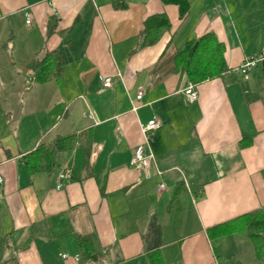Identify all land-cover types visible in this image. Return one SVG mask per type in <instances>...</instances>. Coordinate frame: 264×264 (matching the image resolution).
<instances>
[{
  "label": "crops",
  "instance_id": "1",
  "mask_svg": "<svg viewBox=\"0 0 264 264\" xmlns=\"http://www.w3.org/2000/svg\"><path fill=\"white\" fill-rule=\"evenodd\" d=\"M188 1L182 21L162 0H0V264H259L237 234L264 211V64L249 80L236 69L264 52V0ZM154 15L171 27L142 48ZM209 33L228 69L195 84L180 56ZM47 52L63 77L34 84L28 64ZM82 133L50 173L28 172V154ZM140 145L149 179L131 165Z\"/></svg>",
  "mask_w": 264,
  "mask_h": 264
},
{
  "label": "trees",
  "instance_id": "2",
  "mask_svg": "<svg viewBox=\"0 0 264 264\" xmlns=\"http://www.w3.org/2000/svg\"><path fill=\"white\" fill-rule=\"evenodd\" d=\"M162 1L164 4L177 5L180 9L182 21L190 12V2L188 0ZM169 25L170 22L166 15L149 17L145 21L144 30L140 35L141 47L154 45L163 33L171 27ZM49 31H52L51 27ZM180 57L185 66L188 80L195 84L221 76L228 69L224 57V46L212 33L189 42ZM28 70L34 75V84L43 85L51 81H58L63 77L64 62L61 58H57L56 53L47 52L43 57H37L30 61ZM86 134L59 138L55 139L56 141L50 145H41L25 157L28 172L32 175L40 172L50 173L55 164L56 154L74 149L77 142L83 137V139L88 140ZM241 219L245 225L244 234L250 239L253 246L256 262L264 264V211L250 213ZM85 241V238L79 237L80 244H84ZM152 264L162 263L160 260H156V263L152 262Z\"/></svg>",
  "mask_w": 264,
  "mask_h": 264
},
{
  "label": "built area",
  "instance_id": "3",
  "mask_svg": "<svg viewBox=\"0 0 264 264\" xmlns=\"http://www.w3.org/2000/svg\"><path fill=\"white\" fill-rule=\"evenodd\" d=\"M31 17L27 15V24L30 25ZM264 64V52L246 56L242 60V63L239 64V67L236 69L237 74L240 78L244 80H249L252 72L259 66ZM102 82L105 88H111L113 86V79L111 77H102ZM185 95L190 102H195L198 100L199 92L196 89V86L190 83L185 91ZM144 92L142 89H139L137 100L141 101L143 98ZM161 124L157 119H152L145 125L142 130L143 133H151L160 129ZM153 163V156L148 155L146 149L143 145H140L136 148L133 158L131 160V165L135 167L138 171H141L145 179H149L151 174V167ZM72 173L70 171L61 172L58 176V185L57 189H62L66 183L72 180ZM3 182V179L0 177V183ZM166 186L162 183L159 185V192H164ZM63 258H68L67 255H63Z\"/></svg>",
  "mask_w": 264,
  "mask_h": 264
},
{
  "label": "rangeland",
  "instance_id": "4",
  "mask_svg": "<svg viewBox=\"0 0 264 264\" xmlns=\"http://www.w3.org/2000/svg\"><path fill=\"white\" fill-rule=\"evenodd\" d=\"M18 68H20V70H21V69H24V66L23 67L22 66H19ZM244 228H245L244 223H241V225H239V227H238L240 234H237V235L239 236V238L241 237V239H244L243 236H242V234H241L242 233V229H244Z\"/></svg>",
  "mask_w": 264,
  "mask_h": 264
}]
</instances>
